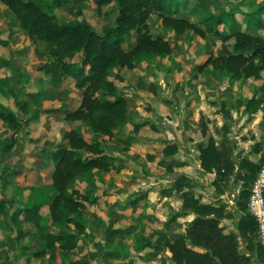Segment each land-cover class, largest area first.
<instances>
[{
	"label": "trees",
	"instance_id": "obj_1",
	"mask_svg": "<svg viewBox=\"0 0 264 264\" xmlns=\"http://www.w3.org/2000/svg\"><path fill=\"white\" fill-rule=\"evenodd\" d=\"M110 1L95 0V3L99 8ZM115 1L117 11L112 24L96 29L86 21H59L54 12L35 0H0L32 41L45 44L44 55L47 59L41 66L44 72L55 81L72 79L74 86L81 90L78 106L71 111H65V120H79L94 133L112 135L116 122L125 118L128 104L115 84V80L123 79L121 70L133 68L141 53L168 55L172 52L173 40L151 33L148 18L152 13L159 17L162 26L170 28L175 33L182 34L190 30L201 38H205L208 34L221 39L217 53L209 55L202 64L196 65L195 71L202 72L210 66L214 70L226 72L233 80L263 77L264 21L260 14L264 13V5L252 14L254 25L262 29L263 33L253 34L239 28L234 13L229 9H221L203 30L188 18L167 14L164 0ZM132 33L134 44L126 49L123 44ZM11 95L14 98L15 110L2 101L6 98V92L0 90L2 97L0 105L6 108L0 110V119L13 130L10 141L2 146V151L10 150L18 142V132L37 115L34 111L30 116L25 117L19 111L25 108L27 101L19 103L16 94L11 92ZM236 102L240 103L239 100ZM244 109L250 113L261 110L264 117V95L246 99ZM139 127L138 123L134 125V129ZM257 145V142L252 145L255 152ZM199 148L201 167L205 171L215 170L213 184L218 191L223 190L221 186L235 168L237 169L235 177L241 179L243 183L236 207L243 213L240 215L237 231L224 232V226L220 225L221 218L225 216L224 207L200 203L191 190V181L183 174L175 176L173 181L175 189L182 192V209L169 220L173 221L180 213L191 212L195 216L187 224L186 236L165 243L171 251L173 262L175 264H264V250L256 239V218L250 212H246L250 187L263 164V158L258 162H252L246 157H239L235 161L234 149L230 143L219 149L211 138ZM174 150L176 145L173 143L166 145L163 152L169 154ZM46 151H49L50 159L54 164L51 180L56 190V194L48 203L51 221L64 222L66 225L73 222L81 231L83 224L78 223L70 214L85 210L93 200L87 192L71 187L72 182L80 174L92 169L109 171L113 167L112 157L104 152L100 140L86 139L75 129L62 132L61 141L52 149L43 147L38 151L43 162L48 159ZM173 162L171 160L168 163L167 171H172ZM8 172L16 173L17 169L3 168L1 174ZM145 195V191H140L138 197L131 202L137 203L139 198ZM3 202L0 201L1 212ZM41 205L36 203L30 208L35 212L36 219L40 217L38 210ZM131 230V226L127 227L128 233ZM123 231L124 229L120 227H109L106 229V236L111 233L121 234ZM21 235L22 233L18 231L17 238ZM73 236L71 233H64L63 230L46 233L45 247L37 250L34 256H44L48 253L52 264H62L58 246L64 250L71 249L74 245L71 244L70 237ZM64 238H67L66 241L60 243ZM187 238L190 244L204 247L208 251L197 252L190 249L186 244ZM241 239L246 241L244 249L240 243ZM154 246L149 240L142 241L135 236L133 245L135 250L142 251L146 247ZM105 254L120 259L122 250H108ZM126 264H133V260H128Z\"/></svg>",
	"mask_w": 264,
	"mask_h": 264
},
{
	"label": "rangeland",
	"instance_id": "obj_2",
	"mask_svg": "<svg viewBox=\"0 0 264 264\" xmlns=\"http://www.w3.org/2000/svg\"><path fill=\"white\" fill-rule=\"evenodd\" d=\"M35 1L54 12L59 21H86L96 29L112 24L116 14L115 2L105 5V10H102L101 7L96 6L95 0ZM262 5L264 0H164L166 13L188 18L203 30L221 9H229L234 13L239 28L253 34L263 33L262 29L254 25L252 16ZM260 16L264 21V13ZM148 20L149 29L154 35L168 37L177 46L173 59L177 61L179 67L175 69V76L171 77L178 81L172 91L174 104H179L178 98L181 95L188 104L203 95L211 99L212 103L216 102L218 108L215 111L221 110L224 116L219 125L217 119L213 118L211 129L221 136L217 141L223 139L222 144L230 143L233 149H236L234 141L235 134L240 130L239 126L246 127L252 124L248 132L253 142L249 144L248 149L257 142L256 153L259 152L260 157L257 155L259 159L257 158L256 162L263 158L264 163L262 111L250 113L244 109L246 99L264 95V75L260 79L233 80L226 72L214 70L210 66L206 68L207 70L197 72L194 67L202 64L209 55L217 53L221 39L208 34L205 38H201L190 30L182 34L170 32L172 31L170 28L166 31L155 13H152ZM45 49V44L32 41L28 37L19 27L12 13L0 2V66L8 69L5 78L7 81L10 80L7 83L10 88L6 89V95L13 98L11 92H14L19 103L27 101L25 108L18 110L25 117L30 116L34 111L37 112V115L23 127H29L32 123V133L37 136L26 143L32 142L33 146L41 144L45 131L49 129V116L43 120L41 118L50 105L49 101L56 100L64 104L68 95L73 92L72 79L52 80L41 68L47 59L44 55ZM74 100L72 99L69 105L73 104ZM237 100L240 103H237ZM182 105L184 106L185 103ZM207 122H211L210 118L206 114H201L198 124L206 129ZM208 132L211 133L210 130ZM208 138L216 141L212 134ZM146 159L149 160L148 157ZM131 160L136 166L128 172L120 171V167L125 163L119 161L117 167H112L109 171L87 176L97 181L93 186L88 188L86 186L83 190L93 202L89 203L85 210L70 214L78 223L83 224V230L80 231L73 222L67 225L61 222L62 226L58 230L74 235L70 237L71 244L74 245L71 249L64 250L58 246L62 264L75 262L126 264L130 259L133 260V264H175L171 258V251L165 243L186 236L187 224L195 215L191 212L180 213L173 221L169 220L176 212H181L182 192L175 189L173 181H168L169 173L165 166L168 161L148 166L145 160L141 161L139 155L131 156ZM140 191H145L146 195L140 197L137 203H132L131 201L138 197ZM129 226L132 227L130 233L127 231ZM109 227H120L124 231L121 234L111 233L107 237L106 229ZM135 236L142 241L149 240L155 246L137 251L133 247ZM66 239L64 238L60 243H64ZM186 241L187 246L194 251L207 250L190 244L188 238ZM119 249L122 250L120 259L105 254V251ZM44 263L52 264V261L48 257L42 262Z\"/></svg>",
	"mask_w": 264,
	"mask_h": 264
},
{
	"label": "crops",
	"instance_id": "obj_3",
	"mask_svg": "<svg viewBox=\"0 0 264 264\" xmlns=\"http://www.w3.org/2000/svg\"><path fill=\"white\" fill-rule=\"evenodd\" d=\"M112 2H115L116 6V1L111 0L109 3ZM107 4L101 6L102 10H105ZM149 24L148 20V26ZM163 29L168 31L167 28L163 27ZM133 44L134 35L132 33L126 38L123 46L128 49ZM176 48L174 43L172 52L168 55L141 53L133 68L121 70L123 79L115 80V84L127 99L128 104L125 118L116 122L111 136L94 133L79 120L64 119L65 111L75 109L80 101L81 90L74 86V82L73 92L68 95L67 101L64 104L56 100L49 101L50 105L41 115L42 120L46 116L50 119L49 129L45 131L41 144L33 146L32 142L26 143L32 141V137L37 136L32 133L31 123L29 127L18 132V142L10 150L2 151V146L10 141L13 130L0 119V201H4L3 211H0V262L42 264L48 258V253L44 256H34V253L45 247V234L58 232L62 225L61 222L51 221L48 205L56 194L51 180L54 164L50 159L49 151L45 152L48 157L45 162L40 159L38 151L43 147L48 150L52 149L61 141L62 132L71 129L77 130L86 139L100 140L104 152L112 157L113 168L117 167L119 161L120 163L124 161V166L120 167L122 172H128L136 166L131 160V156L134 155H139L141 161L145 160L148 166L168 161L165 165L167 167L168 163L173 160L172 171H168V181H174L177 175H185L191 181V190L200 203L224 207L225 216L220 222L224 226V232L237 231L238 221L243 213L236 207L243 183L241 179L235 177L237 169L235 168L234 172L229 175L224 185L221 184L223 190L218 191L213 184L215 170L205 171L201 167L199 157V147L208 142L210 134L216 139V146L219 149L223 147V139L217 141L221 136L217 134L218 132L212 131L211 124L213 118L217 119L218 125L221 124V118L224 115L220 109L216 112L218 108L216 102L212 103L211 99L204 95L193 99L189 104L183 100L181 95L178 98L179 104H174L172 91L178 81L171 77L175 76V69L179 67L177 61L173 59ZM6 72L8 69L0 66V90L7 93L6 89L10 88L7 83L10 80L7 81L5 78ZM72 99L74 103L69 105ZM2 101L15 110L12 97L9 98L6 95ZM183 103H185L184 106ZM2 108L4 107L0 105V109ZM201 114H206L211 120L207 122L206 129L198 124ZM136 123L140 124V127L134 129ZM251 126L252 124L246 127L240 125V130L235 134L236 149L233 150L235 161L239 157H246L252 162L259 159L257 156L259 152L256 153L252 148L248 149L249 144L253 142L248 132ZM173 143L176 145V150L164 154L165 146ZM3 168L17 169V172L2 175ZM100 172L102 170L92 169L80 174L73 180L71 187L83 191L86 186L87 188L93 186L97 181L87 176ZM36 203L42 204L38 210L39 219H36L35 212L30 210L31 206ZM14 213H16L15 216H12ZM18 231L22 233L19 238H17ZM240 243L244 249L246 241L241 239Z\"/></svg>",
	"mask_w": 264,
	"mask_h": 264
},
{
	"label": "built area",
	"instance_id": "obj_4",
	"mask_svg": "<svg viewBox=\"0 0 264 264\" xmlns=\"http://www.w3.org/2000/svg\"><path fill=\"white\" fill-rule=\"evenodd\" d=\"M248 210L256 218L257 239L264 250V163L261 165L251 184Z\"/></svg>",
	"mask_w": 264,
	"mask_h": 264
}]
</instances>
